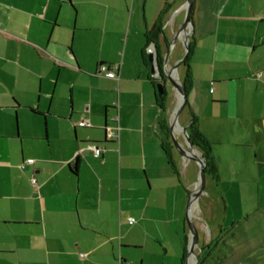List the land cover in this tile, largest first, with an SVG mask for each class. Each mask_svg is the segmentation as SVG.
Returning a JSON list of instances; mask_svg holds the SVG:
<instances>
[{"label": "crops", "instance_id": "1", "mask_svg": "<svg viewBox=\"0 0 264 264\" xmlns=\"http://www.w3.org/2000/svg\"><path fill=\"white\" fill-rule=\"evenodd\" d=\"M184 1L0 0V264H136L147 234L164 255L148 223L180 203L167 128L179 95L158 98L148 52L156 39L162 54ZM190 15L176 72L187 134L194 117L217 169L227 151L264 163V0H192Z\"/></svg>", "mask_w": 264, "mask_h": 264}, {"label": "rangeland", "instance_id": "2", "mask_svg": "<svg viewBox=\"0 0 264 264\" xmlns=\"http://www.w3.org/2000/svg\"><path fill=\"white\" fill-rule=\"evenodd\" d=\"M184 16L185 13L178 16L180 24ZM86 48V51L82 50L85 60L93 50L92 46ZM166 52L165 49L164 54ZM184 52L185 47L177 39L169 51L168 60L172 63L177 60L173 59L175 56L181 58ZM188 118L185 107L178 117L180 125L185 126ZM177 140H182V136ZM173 156L183 185L180 203L170 205L169 222L155 219L148 223L152 232L154 229L158 231L159 226L163 233L159 236L165 253L162 255L163 250L158 251L154 237L147 234L145 242L142 241L144 248L131 251L136 264L140 258L143 264H180L187 191L193 190L197 184L198 166L193 160L182 159L176 152ZM242 157L246 158V155L229 151L221 153L219 177L211 180V176L205 175L206 186L191 205L192 221L194 226H199L196 227L199 238L209 242L201 264H264V163L247 162Z\"/></svg>", "mask_w": 264, "mask_h": 264}, {"label": "water", "instance_id": "3", "mask_svg": "<svg viewBox=\"0 0 264 264\" xmlns=\"http://www.w3.org/2000/svg\"><path fill=\"white\" fill-rule=\"evenodd\" d=\"M191 7L192 0H185L184 3L176 10H183L185 13L182 23L178 26L177 30L173 33L172 39L166 43L167 52L161 56L154 45L155 51L148 52V60L150 64V72L157 77L156 90L159 99L163 97L165 93V87L169 85L171 89H174L178 93L179 98L176 107L170 114L169 122L167 125L171 142L176 153H178L182 159L193 160L198 166L197 184L194 185L193 190L189 192L186 206H185V223L188 228V242H187V252L185 255V264H197L199 255L196 254L195 250L198 248L199 244V234L197 232L196 226L192 221L191 216V205L202 193L205 185V162L201 157L197 147L194 146L193 142L190 141L187 134V126H180L177 123L179 114L182 112L183 108L186 106V90L182 82L176 76L178 68L182 65V62L187 56L189 44H188V28L191 25ZM162 35L164 33L162 32ZM179 39L183 46L185 47L184 55L172 62L168 60L169 51L172 48L174 42ZM161 57V64H158L157 58ZM177 129L181 130L182 140H177L175 137V131ZM202 247H200V250Z\"/></svg>", "mask_w": 264, "mask_h": 264}, {"label": "trees", "instance_id": "4", "mask_svg": "<svg viewBox=\"0 0 264 264\" xmlns=\"http://www.w3.org/2000/svg\"><path fill=\"white\" fill-rule=\"evenodd\" d=\"M189 49H190V45H189ZM189 49H188V53L187 56H185L184 61L182 62V65L188 67L187 62H188V54H189ZM161 57L158 56L157 61L158 64H161ZM104 64V63H100L99 65ZM98 65V66H99ZM98 66H97V71H98ZM188 71L187 69L185 70V76L182 79V84L185 87V90L187 88V84H188ZM189 133H188V137L190 139V141L193 142L194 146L197 147L198 151L200 152L201 157L203 158L204 162H205V175H209L211 176V178L214 180L216 178H218V169H217V165L215 163V161L213 160V156L211 153V143L208 142L204 136L201 134V132L199 131L198 127H197V123H196V118H191L190 120V124H189ZM163 151L165 153V155L168 158V162L171 165V167L174 169V171H176V168L173 164L172 158H171V153L169 152V150L167 148H165V146L163 145ZM169 147H172L171 143L169 144ZM177 172V171H176ZM189 192V191H187ZM187 232V229H186ZM183 233L182 234V244H183V254L181 257V261L183 262L185 259V254L187 251V233Z\"/></svg>", "mask_w": 264, "mask_h": 264}, {"label": "built area", "instance_id": "5", "mask_svg": "<svg viewBox=\"0 0 264 264\" xmlns=\"http://www.w3.org/2000/svg\"><path fill=\"white\" fill-rule=\"evenodd\" d=\"M118 67H119V64H112V65H106V64H101L98 66V72H102L106 77H109V78H117L118 75H117V72H118ZM78 125L80 126H88L89 123L87 120L85 119H82L81 121L78 122ZM106 137L109 138V137H114L116 135V132L109 129V128H106ZM88 148H90L93 152V155L95 157H99L101 155V149L99 147H97L96 145L94 144H88ZM28 162L31 161V159H28L27 160ZM30 182L33 186L36 185V179L31 178L30 179ZM129 222H133V218H129L128 219Z\"/></svg>", "mask_w": 264, "mask_h": 264}, {"label": "flooded vegetation", "instance_id": "6", "mask_svg": "<svg viewBox=\"0 0 264 264\" xmlns=\"http://www.w3.org/2000/svg\"><path fill=\"white\" fill-rule=\"evenodd\" d=\"M154 40H156V39H154ZM154 40H151V43H152L151 48H152V50H150V51H153V52L155 51V49H154V45L157 47V42L154 41ZM168 41H169V40H166V42L164 43V51H165V49L167 50V48H168L167 45H166V43H167ZM164 51L162 52V54L160 53L161 56H163ZM150 64H151V63H150ZM168 133H169V131H168ZM169 140H170V143L172 144L171 139H170V135H169ZM172 149H174L173 145H172ZM199 153H200V152H199ZM186 227H187V226H186ZM187 230H188V228H187ZM187 242H188V233H187ZM208 245H209V242L206 243V242H204V241H201V243L198 244V248L195 250V251H196V254L199 255V258H198V262H197V264H201V262H202V258H203V255H204V252H206L205 248H206ZM200 247H202L201 250H200Z\"/></svg>", "mask_w": 264, "mask_h": 264}, {"label": "bare ground", "instance_id": "7", "mask_svg": "<svg viewBox=\"0 0 264 264\" xmlns=\"http://www.w3.org/2000/svg\"><path fill=\"white\" fill-rule=\"evenodd\" d=\"M192 208V207H191Z\"/></svg>", "mask_w": 264, "mask_h": 264}]
</instances>
